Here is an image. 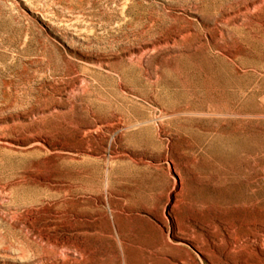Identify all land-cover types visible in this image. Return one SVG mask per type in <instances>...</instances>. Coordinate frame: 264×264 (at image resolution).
<instances>
[{"label": "rangeland", "instance_id": "obj_1", "mask_svg": "<svg viewBox=\"0 0 264 264\" xmlns=\"http://www.w3.org/2000/svg\"><path fill=\"white\" fill-rule=\"evenodd\" d=\"M0 264H264V0H0Z\"/></svg>", "mask_w": 264, "mask_h": 264}]
</instances>
